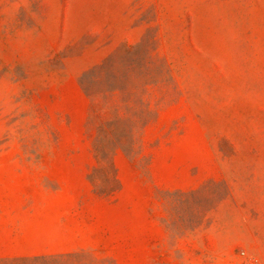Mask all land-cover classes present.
I'll return each instance as SVG.
<instances>
[{
  "label": "rangeland",
  "instance_id": "obj_1",
  "mask_svg": "<svg viewBox=\"0 0 264 264\" xmlns=\"http://www.w3.org/2000/svg\"><path fill=\"white\" fill-rule=\"evenodd\" d=\"M0 264H264V0H0Z\"/></svg>",
  "mask_w": 264,
  "mask_h": 264
}]
</instances>
